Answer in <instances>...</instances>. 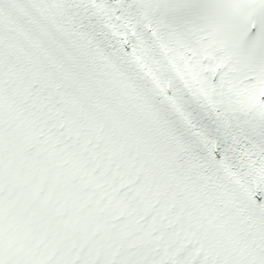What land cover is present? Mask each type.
Here are the masks:
<instances>
[{
	"label": "snow or ice",
	"instance_id": "1",
	"mask_svg": "<svg viewBox=\"0 0 264 264\" xmlns=\"http://www.w3.org/2000/svg\"><path fill=\"white\" fill-rule=\"evenodd\" d=\"M0 264H264V0H0Z\"/></svg>",
	"mask_w": 264,
	"mask_h": 264
}]
</instances>
